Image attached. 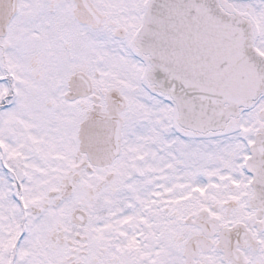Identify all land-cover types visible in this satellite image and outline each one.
<instances>
[{"label":"snow or ice","instance_id":"6c2138e0","mask_svg":"<svg viewBox=\"0 0 264 264\" xmlns=\"http://www.w3.org/2000/svg\"><path fill=\"white\" fill-rule=\"evenodd\" d=\"M0 264H264V0H0Z\"/></svg>","mask_w":264,"mask_h":264}]
</instances>
